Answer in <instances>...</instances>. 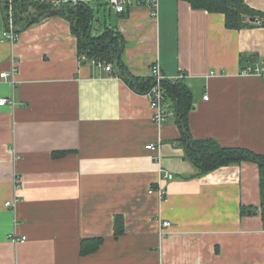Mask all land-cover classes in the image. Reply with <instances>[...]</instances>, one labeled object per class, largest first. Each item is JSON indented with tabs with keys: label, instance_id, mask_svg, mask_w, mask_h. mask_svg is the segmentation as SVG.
<instances>
[{
	"label": "crops",
	"instance_id": "1",
	"mask_svg": "<svg viewBox=\"0 0 264 264\" xmlns=\"http://www.w3.org/2000/svg\"><path fill=\"white\" fill-rule=\"evenodd\" d=\"M79 1L97 19L93 35L120 33L131 76L154 65L164 79L184 75L192 139L264 155V81L238 75L264 60V27L228 30L185 0H160L156 20L132 7L102 24L98 0ZM246 2L264 11V0ZM6 14L0 3V74L15 67L13 84L0 79V99L14 102L0 105V264H264L256 164L199 173L174 119L156 125L143 94L79 62L63 16L14 21L11 44Z\"/></svg>",
	"mask_w": 264,
	"mask_h": 264
},
{
	"label": "trees",
	"instance_id": "2",
	"mask_svg": "<svg viewBox=\"0 0 264 264\" xmlns=\"http://www.w3.org/2000/svg\"><path fill=\"white\" fill-rule=\"evenodd\" d=\"M195 10H204L208 13H218L224 16V26L228 30H242L255 25L264 27V11L251 8L246 0H185ZM7 5V0H0ZM15 24L27 27L31 12L56 9L53 4L39 2L37 0H12ZM57 14L63 16L71 26L72 33L78 41V56L86 55L87 58L96 59L112 65V73L123 79L128 86L139 94L150 90L154 84V78L131 76L120 58L124 47L120 33L109 26L97 35H93V10L89 3L79 1L76 4L67 3L61 7ZM250 18H256L251 22ZM165 91L166 98L171 102L182 143L184 145L185 158L201 174L210 173L220 167L251 162L257 165L259 171V187L261 196V217L264 224V155L255 154L242 148H224L213 140L199 141L190 136L188 128V115L192 109V95L184 81L163 79L160 82ZM63 153V152H62ZM62 153H59L60 155ZM59 154H54L57 156ZM96 245L99 240L93 241ZM95 245V246H96ZM94 246V247H95ZM91 248L81 247V253L86 254Z\"/></svg>",
	"mask_w": 264,
	"mask_h": 264
},
{
	"label": "built area",
	"instance_id": "3",
	"mask_svg": "<svg viewBox=\"0 0 264 264\" xmlns=\"http://www.w3.org/2000/svg\"><path fill=\"white\" fill-rule=\"evenodd\" d=\"M107 5H109L115 13L122 14L132 7H146L149 11L151 19L156 20L159 14V3L160 0H104ZM78 0H55L53 5L55 7H61L67 3L76 4ZM19 39V35L16 31L14 24V13H13V4L12 0H7V14H6V28L1 34V40L8 43H15ZM78 60L80 63H90L94 67L101 69L108 74L112 73V65L99 61L96 59L87 58L86 55H79ZM15 73V67H11L10 71L3 72L0 74V79L8 80L13 84V76ZM150 75L154 78L153 86L147 92L143 93L145 98L148 100V103L153 110L152 120L156 125H161L169 120H173L175 117L174 111L172 109L171 102L166 98L165 91L161 88L160 82L164 79L161 75L159 67L154 65L150 69ZM241 77H258L264 81V60L260 63L254 65L246 66L242 68L239 73ZM184 75H179L174 80H182ZM10 79V80H9ZM205 99L207 97L205 96ZM11 104L14 105L13 100L0 99V105ZM147 150L157 151L158 146L156 144H149L146 146ZM171 175L168 172L163 173L161 180L169 179ZM160 181V180H159ZM161 183V182H160ZM159 184V183H158ZM161 186V184H159ZM160 195L162 196V190L158 189ZM13 205V202H7L5 206L10 207ZM171 226L168 221H163L161 224V234L164 233V229H167ZM25 238L22 237L20 241H24Z\"/></svg>",
	"mask_w": 264,
	"mask_h": 264
},
{
	"label": "rangeland",
	"instance_id": "4",
	"mask_svg": "<svg viewBox=\"0 0 264 264\" xmlns=\"http://www.w3.org/2000/svg\"><path fill=\"white\" fill-rule=\"evenodd\" d=\"M92 6L95 9L94 19L99 18L100 23L102 24L104 22V16L106 17H108L109 15L110 16L112 15V17L114 16V10L109 5L105 4L104 0H98L97 2L95 1V3L92 4ZM96 20H94L93 27L95 26L96 28H98L97 27L98 25H96L97 24Z\"/></svg>",
	"mask_w": 264,
	"mask_h": 264
},
{
	"label": "water",
	"instance_id": "5",
	"mask_svg": "<svg viewBox=\"0 0 264 264\" xmlns=\"http://www.w3.org/2000/svg\"><path fill=\"white\" fill-rule=\"evenodd\" d=\"M60 11H61V8H56V9L42 11V12H39V13L32 14L31 16H29L26 26H29V25L37 22L40 17L55 15V14H58ZM250 21L251 22H256L257 19L256 18H250Z\"/></svg>",
	"mask_w": 264,
	"mask_h": 264
}]
</instances>
